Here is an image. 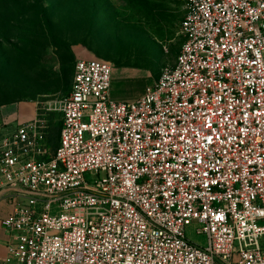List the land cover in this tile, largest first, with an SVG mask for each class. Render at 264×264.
I'll use <instances>...</instances> for the list:
<instances>
[{"label": "built area", "instance_id": "1", "mask_svg": "<svg viewBox=\"0 0 264 264\" xmlns=\"http://www.w3.org/2000/svg\"><path fill=\"white\" fill-rule=\"evenodd\" d=\"M180 1L181 52L140 97L79 59L43 103L55 153L41 113L0 133V264H264V0Z\"/></svg>", "mask_w": 264, "mask_h": 264}, {"label": "rangeland", "instance_id": "2", "mask_svg": "<svg viewBox=\"0 0 264 264\" xmlns=\"http://www.w3.org/2000/svg\"><path fill=\"white\" fill-rule=\"evenodd\" d=\"M19 1L20 13L38 19L32 27H0L8 54V58L0 55V117L2 107L8 104H18L21 120L41 113L50 138L61 114L45 110L43 103L60 100L69 92L77 60L110 62L114 66L111 97L128 102L155 83L163 67L176 62L184 43L180 0ZM11 3L0 0V14H10ZM55 35L81 41L73 48V61L54 44ZM197 226H189L187 236L205 245L206 238L196 233Z\"/></svg>", "mask_w": 264, "mask_h": 264}, {"label": "trees", "instance_id": "3", "mask_svg": "<svg viewBox=\"0 0 264 264\" xmlns=\"http://www.w3.org/2000/svg\"><path fill=\"white\" fill-rule=\"evenodd\" d=\"M10 2H12L11 5L7 4V5H9V9L11 11L10 14H4V13L0 14V27H2L3 25L12 26V25H17V24H25V25H29V26L32 27V25H36L37 24L38 16H36V15H31L30 16L29 14H26L27 12H21L23 14H21L19 12L20 9L22 8L21 7L22 4L20 3L19 0H10ZM1 3L5 4L6 1H2ZM20 15H22V16H20ZM42 19H44V18L43 17L40 18V22H41ZM14 30H16V29H12L10 31H14ZM22 31H23V33L28 32V31H25V30H22ZM0 34H1V37H0V55H3L5 57L8 54L5 51L6 47L3 44L4 39H3L2 35L4 34V32L1 29H0ZM53 39H54V44L59 49H64L66 51V55L69 56L68 58L73 61L74 58H75V55H74V52H73V48L75 47V45L80 44L81 41L76 39V38L73 39V40H70V39L67 40V39H64L61 36H57V35L53 36ZM14 49H17V48H14ZM4 51H5V54L3 53ZM12 53H14V52H12ZM14 54H17V53H14ZM7 58H8V56H7ZM0 59H2V58H0ZM72 83H73V80L71 82V86H72ZM2 104H7V102H3ZM61 124H62V122L60 121L59 124L53 130L52 137L51 138L48 137L49 143H50L51 153H55L56 149L59 146V137H60Z\"/></svg>", "mask_w": 264, "mask_h": 264}, {"label": "crops", "instance_id": "4", "mask_svg": "<svg viewBox=\"0 0 264 264\" xmlns=\"http://www.w3.org/2000/svg\"><path fill=\"white\" fill-rule=\"evenodd\" d=\"M18 104H8L2 107V116L0 117V133L14 129L18 122H24L30 119H20ZM4 120L11 124H2ZM13 203L5 197H0V258L7 254V244L12 239V234L5 228L3 221L13 212Z\"/></svg>", "mask_w": 264, "mask_h": 264}]
</instances>
